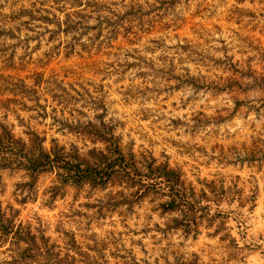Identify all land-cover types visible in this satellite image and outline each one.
<instances>
[{"label":"rangeland","instance_id":"374dc122","mask_svg":"<svg viewBox=\"0 0 264 264\" xmlns=\"http://www.w3.org/2000/svg\"><path fill=\"white\" fill-rule=\"evenodd\" d=\"M1 124L137 169L0 166V264H264V0H0Z\"/></svg>","mask_w":264,"mask_h":264},{"label":"trees","instance_id":"16d2710c","mask_svg":"<svg viewBox=\"0 0 264 264\" xmlns=\"http://www.w3.org/2000/svg\"><path fill=\"white\" fill-rule=\"evenodd\" d=\"M106 126L104 125V130ZM104 140L106 142L105 150H102L94 157L96 162L91 164L88 160L83 159L77 153L71 157L69 153H65L63 148L54 147L50 151H45L40 144L44 141L38 134L36 137L39 142V154L37 156L29 157V154L25 156L21 155V159H10L7 157L0 158V166L2 167H18L30 170L34 173L45 170L48 168L56 169L60 168L64 170L60 174V181L62 183L72 182L76 185H82L85 181L89 180L92 184H106L107 180L111 176L118 172V168L125 170L126 173H131L136 170L135 163L131 162L132 158H128L120 143L110 129L106 132H102ZM21 147V152L28 151L25 145L21 144V140L15 139L12 132L5 125H0V151L12 152L14 150L13 145ZM17 148V149H18ZM133 155V153H132ZM104 166V167H102ZM158 177L164 179L171 188H176L179 182V174L174 169H167L166 166L158 167ZM178 196V195H177ZM173 195L170 206L175 207L178 203V197ZM0 223H4L0 217ZM6 226V225H5ZM5 232V231H4ZM17 235L21 236L22 233L17 231ZM61 262H55L60 264Z\"/></svg>","mask_w":264,"mask_h":264}]
</instances>
